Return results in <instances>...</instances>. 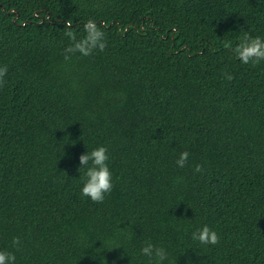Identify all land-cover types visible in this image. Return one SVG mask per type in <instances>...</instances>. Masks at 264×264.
I'll return each instance as SVG.
<instances>
[{
	"label": "trees",
	"instance_id": "obj_1",
	"mask_svg": "<svg viewBox=\"0 0 264 264\" xmlns=\"http://www.w3.org/2000/svg\"><path fill=\"white\" fill-rule=\"evenodd\" d=\"M89 19L105 50L66 60V23L80 39ZM242 31L264 39V0H0V250L148 264L150 241L165 264H264V62L225 46ZM99 146L113 188L94 203L79 157ZM204 225L217 245L193 241Z\"/></svg>",
	"mask_w": 264,
	"mask_h": 264
},
{
	"label": "clouds",
	"instance_id": "obj_2",
	"mask_svg": "<svg viewBox=\"0 0 264 264\" xmlns=\"http://www.w3.org/2000/svg\"><path fill=\"white\" fill-rule=\"evenodd\" d=\"M85 35L77 39L74 31H72L71 21L66 23L65 35L71 40V44L65 49V59L68 60L72 55L79 53L82 56H90L94 51L103 52L106 48L104 33L97 26L95 20L89 19L83 26ZM239 43L234 48L231 44H226V47L232 49L235 57L244 64L251 63L253 66L264 62V39L259 36L252 37L247 31H242ZM7 66H0V86L4 84V76L7 74ZM229 81L233 79L231 74H224ZM190 153L182 151L179 153L176 165L180 168L186 166ZM80 167L84 169V183L81 189L82 196L91 199L94 203H103L105 195L110 193L112 184V173L108 166L109 155L108 149L105 146H99L93 149L90 153L86 152L79 157ZM91 162V165L89 166ZM203 171L201 165H196L195 172ZM193 241H198L202 245H217L219 236L216 231L204 225L192 233ZM13 245H20L19 238L13 239ZM141 254L148 258V264H165L169 259L167 251L163 247H157L153 243L145 242L141 249ZM0 264H16V256L14 253L0 250Z\"/></svg>",
	"mask_w": 264,
	"mask_h": 264
}]
</instances>
